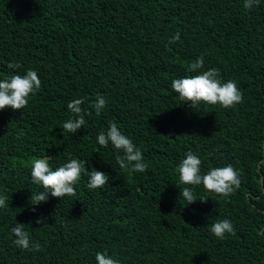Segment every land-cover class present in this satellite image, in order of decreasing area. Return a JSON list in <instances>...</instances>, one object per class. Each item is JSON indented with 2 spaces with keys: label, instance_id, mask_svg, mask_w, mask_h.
<instances>
[{
  "label": "trees",
  "instance_id": "1",
  "mask_svg": "<svg viewBox=\"0 0 264 264\" xmlns=\"http://www.w3.org/2000/svg\"><path fill=\"white\" fill-rule=\"evenodd\" d=\"M0 0V80L35 70L39 92L21 110H0V264H97L106 252L119 264H264V0ZM179 33L180 39L169 44ZM204 57L223 82L234 80L243 102L231 108L189 107L171 87ZM18 63L9 69V63ZM107 104L99 115L98 96ZM83 98L85 124L63 130L67 108ZM115 122L142 152L144 173L122 171L111 144L97 135ZM22 133V135H21ZM191 151L201 173L232 165L240 187L227 197L185 185L178 165ZM55 170L87 160L109 176L76 195L48 194L31 178L35 158ZM189 187L197 201L187 205ZM205 199L204 201H200ZM33 209H35L33 211ZM47 217L43 225L39 217ZM231 221L234 234L211 232ZM16 222L40 250L16 246Z\"/></svg>",
  "mask_w": 264,
  "mask_h": 264
},
{
  "label": "clouds",
  "instance_id": "2",
  "mask_svg": "<svg viewBox=\"0 0 264 264\" xmlns=\"http://www.w3.org/2000/svg\"><path fill=\"white\" fill-rule=\"evenodd\" d=\"M260 0H244V8L250 9L258 6ZM180 39L179 33L174 34L169 39L172 44ZM20 65L12 62L8 64L9 69H17ZM189 73H196L182 78L174 79L171 83L172 89L179 94L182 101L189 107H197L201 103L208 105L219 104L223 108H231L243 102V93L237 87L234 80L223 82L220 79L219 71L215 68L204 70V57L200 56L195 61L189 62L187 66ZM41 88V80L35 70L29 69L26 74H13L9 78L0 80V110L10 107L13 110H21L29 103V97L36 95ZM83 98L74 99L68 103L67 108L71 111L72 117L63 123V130L75 134L77 130L85 124L84 116L87 114L81 105ZM107 104L104 96H98L93 104L96 114L99 115ZM22 135V133H21ZM97 143L101 147H108L109 144L116 150L115 160L122 171L131 173H144L148 164L145 162L142 152L132 140L124 135L115 122L109 124L107 131H101L97 135ZM186 158L178 165L177 172L179 180L185 185H203L207 191L229 196L234 194L240 187L239 173L232 165L220 168H212L206 174L201 173V160L188 151ZM52 157L44 156L35 158L32 162L31 178L34 184L41 185L44 191L31 194L34 201L33 206L47 202L48 194L52 197L62 198L65 196H75V185L80 180L82 174L88 176L89 189H103L108 185L109 176L95 168L87 170L85 165L87 160L71 159L67 163L59 166L55 170L50 166ZM264 167V161L259 162ZM264 180V177L261 178ZM180 195L186 200L187 205L197 201L192 189L189 187L180 191ZM8 197L0 195V208L9 207ZM201 199L200 201H204ZM35 209H33L34 211ZM47 217H39L35 223L43 225ZM25 224L16 222L11 229L15 236L13 243L23 249L32 247L39 251L40 244L33 243L25 230ZM234 227L229 220H218L211 225V232L220 239L225 233L234 234ZM97 264H119V261L106 252H97L95 255Z\"/></svg>",
  "mask_w": 264,
  "mask_h": 264
}]
</instances>
